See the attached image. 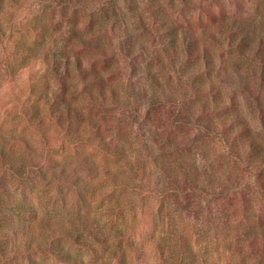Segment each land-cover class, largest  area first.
Here are the masks:
<instances>
[{
  "label": "clouds",
  "instance_id": "obj_1",
  "mask_svg": "<svg viewBox=\"0 0 264 264\" xmlns=\"http://www.w3.org/2000/svg\"><path fill=\"white\" fill-rule=\"evenodd\" d=\"M210 3L193 0L186 21L179 19L184 7L179 0L169 9L199 42L196 58L182 46L177 56L161 49L143 3L130 12L127 0L115 5L109 0H5L4 30L11 26L13 37L0 45V192L6 191L13 205L27 196L34 218L19 225L14 236L8 233L0 264H28V256L35 264H120L122 255L125 264H180L184 243L196 264H264V228L245 236V217L264 213V184L256 179L264 170V155L254 157L252 149L253 143L264 144L257 100H264V58L257 56L264 42V0L247 6L256 36L243 70L230 80L219 74L228 33L220 23H210L207 13L219 14ZM110 7L136 37L131 52L121 48L124 34L113 29L115 17L85 31ZM74 12L81 24L80 39L68 47V104L78 117L69 130L58 124L59 113L53 114L63 87L49 54L56 41L67 38ZM141 17L147 32L138 27ZM236 17L232 6L227 23ZM97 40L99 49L90 47ZM77 54L85 72L96 66L102 87H92V77L76 70ZM106 58L112 61L107 70ZM42 80L49 84L44 97L33 93ZM37 109L39 119L30 122ZM169 133L175 137L171 145L165 143ZM116 145L125 148L119 162L112 153ZM162 156L174 162L163 167ZM49 157L59 167L51 168ZM185 165L199 174L196 186L185 182ZM220 208L225 215L217 220ZM83 221L107 242V251L84 231Z\"/></svg>",
  "mask_w": 264,
  "mask_h": 264
},
{
  "label": "trees",
  "instance_id": "obj_2",
  "mask_svg": "<svg viewBox=\"0 0 264 264\" xmlns=\"http://www.w3.org/2000/svg\"><path fill=\"white\" fill-rule=\"evenodd\" d=\"M15 2L16 4L20 0H11ZM137 0H127L128 6L133 5V2H136ZM159 4L156 9H160V1L158 0H152ZM2 2H5V0H0V4ZM57 3H71L72 0H55ZM79 2V0H77ZM116 0H109L110 5H115ZM151 3V2H150ZM135 4V3H134ZM3 6V4H2ZM154 9V7L151 5V9ZM110 13V15H109ZM209 19L212 20L214 24L220 23L224 30L228 33V51L239 55L234 56L230 61H227L222 57V66L220 68V73L224 76L226 80H230L231 76L235 73L238 74L243 70L244 67V59L246 53L251 49V46L255 40L254 34L251 32V24L249 20L243 19L242 17H236L232 20V22L229 24L227 23L229 20V15H225L221 13L220 15H215L213 12H208ZM62 15H66V9L62 10ZM155 16V15H154ZM111 17L116 18V23L113 24V29L116 27H119L121 31L124 34V39L121 40V48L122 50H126L128 52H131V50L134 48L136 43V37L135 35L128 29L127 27V21L125 19H122L120 16L117 15L116 10L114 7H110L105 11V16L103 18H96L93 17L89 24L86 26L85 31H91L96 27H103L104 24L107 22V20ZM144 21V20H142ZM68 23L71 25V28L69 29V34L67 38H61L60 40L56 41L54 43V48L50 51L49 54V60L54 66L55 74L60 79L62 87H63V94L57 98L55 103L52 106L53 114L59 113V119L58 124H60L62 127L64 125H67L68 129L71 130L74 125H76L78 114L74 113L71 106L68 104V93L71 88V79H72V63L71 58L69 55L68 47L74 40L80 39V24H81V18L79 16L78 12H74L73 17L68 21ZM143 29H146L145 31H148L147 26L143 23ZM157 28L158 34L161 33L162 40L167 38L169 40V49H166L165 52L169 55L177 56L179 55L181 46L183 47V51L185 54L189 57H196L199 58L201 55L200 51V45L197 40L194 39L191 32L184 31L183 25L179 24L177 21H175L172 17L168 16L165 18L163 16L162 22L159 24L154 25ZM62 27V23L60 25H57V30ZM46 32V29H45ZM0 33L4 34V24L0 23ZM210 39L213 40V42L219 44L220 42L216 39L214 35H210ZM101 46V42L99 40L93 42L90 47H93L94 49H99ZM166 45H163V47ZM257 56L264 58V42H262V45L260 49L257 51ZM204 57L207 59V52L205 50ZM237 58V59H236ZM111 59L106 58L104 61V69L107 70L111 66ZM231 66V67H230ZM76 70L80 72L81 76L85 79L88 77H92V87H102L103 81L99 79V73L96 71V66H93V69L91 72H85L83 69L79 54H77V60H76ZM229 68L233 69L235 72L230 73ZM61 69H63V73L61 74ZM261 82L262 86H264V72L261 73ZM46 89L45 91L42 90L41 96H46L47 93ZM258 101H261L260 107H261V113L264 115V100L261 99V97H257ZM39 118V116H38ZM38 120V119H37ZM33 121V120H32ZM43 122H40V125L42 126ZM175 142V137L173 133H169L167 137L165 138V143L171 145ZM63 147V146H62ZM253 149V156L259 157L261 155H264L260 145L253 143L252 144ZM144 150L151 155V149L147 143L144 145ZM125 152V148L123 145H116L112 149L113 156L119 162L120 159L123 158ZM158 162L163 167H168L170 163H173L174 161H171L169 157L162 156L158 158ZM48 164L51 168L59 167L58 163L53 161L51 157H49ZM188 168V172L185 174V182L187 184L196 186L197 182L200 180V176L197 172H194L192 170L191 165H185ZM95 171V169H91L89 171L90 175ZM63 175V170L61 172ZM41 177L46 179L47 177L44 176L43 169H41ZM256 179L261 184H264V170L260 171L257 174ZM76 183H79V180L76 181ZM3 187V183L0 181V188ZM0 238L2 239L0 241V253L4 251V249L7 247L8 243L10 242L11 237H9L8 233L12 232V235L14 236L16 234V231L19 230V225H24L29 223L30 219L34 218L32 216L31 208L29 206L28 199L24 197L25 199L21 201L18 204L13 205L12 200H10L8 203L6 199L7 192H0ZM191 193L186 196V199H190ZM7 197V198H6ZM10 197V196H9ZM81 200L84 201V196L81 195ZM229 206H231V202H229ZM210 216L208 219V223L211 224L212 218H211V209L209 208ZM225 215V210L223 208L218 209V215L216 216V219L219 220L221 216ZM248 221V227L245 231V236H250L255 234V230L257 226L254 224H251L248 220V218H245ZM82 226L84 228V231L88 233V235L94 239L97 243H103L105 245L104 251H107V242L102 241L100 234L96 231L93 225L89 224L87 221L82 222ZM226 226V225H225ZM217 228H219V225H217ZM83 238V233L76 236V243H80ZM181 240L183 238L181 237ZM53 250L57 249L56 244H53L52 246ZM28 264H35V261L31 256L27 257ZM120 264H125V258L122 255ZM180 264H196V258L194 254L191 252L190 247L187 245V243H184L182 250H181V261ZM206 264V262H205Z\"/></svg>",
  "mask_w": 264,
  "mask_h": 264
},
{
  "label": "rangeland",
  "instance_id": "obj_3",
  "mask_svg": "<svg viewBox=\"0 0 264 264\" xmlns=\"http://www.w3.org/2000/svg\"><path fill=\"white\" fill-rule=\"evenodd\" d=\"M159 1H160V5H161L160 7L161 8L158 9V10L156 9V7H158L159 4H157L156 2H154L152 0H137L136 2H133L134 6L131 7V5H129V11L130 12H136V10L138 9V7H139V5L141 3L146 5V10L149 13V17H150L151 24H152V30L155 33L154 39H155L156 42H158L160 44L161 49L165 52L166 49L170 48L169 40H167V38L162 40V38H161L162 34L161 33L158 34L157 28L154 25L159 24L160 22H162L163 16H165V18H167L168 16L172 17V14L169 12V9L172 8L176 4L177 0H158L157 2L159 3ZM8 2L16 4L15 2H13L11 0H8ZM27 2H28V0H20V1H18L17 4L27 3ZM179 2L184 5V7L179 10V14H180L179 15V19H183V20L186 21L187 20V15H188V13L190 11L189 5H191L193 3V0H179ZM250 2H251V0H211V3L209 5V7L211 8L212 6H216V7L219 8V14L218 15L223 13L225 15H229L228 17H230L231 7L235 6V8L237 10V17H242L243 19L249 20L247 18V10H248L247 6H248V4ZM4 3L5 2H2L0 4V23H2V24H4V19H3L4 7L2 6V4H4ZM151 5L154 7V9L153 8L151 9ZM207 15L209 17V14H207ZM215 15H217V14H215ZM179 19L175 20V21H177L179 24H181L179 22ZM142 20H143V17L140 18V23H139V26H138L140 28H142L144 26L143 25L144 21H142ZM209 21H210L211 24H214L212 22V20L209 19ZM249 22L251 24V32H252V34L256 35V28H255L254 24L252 23L251 20H249ZM201 23H203V19H201ZM144 30H146V29H144ZM17 31H18V29H17ZM6 37L9 40H11L12 37H13V31H12L11 26H10V30H9L8 33H4V34L0 33V45L3 44V41H4V39ZM163 45H166V46L163 47ZM20 46H22V40H21L20 43H18V47H20ZM234 56H237V58H238L239 55L233 54V53L228 51L227 57L226 58L224 57V59L226 60V62L227 61L231 62V59H235V58H233ZM229 71H230V73H234L235 72L231 68H229ZM48 87H49L48 82L46 80H42V81L38 82L33 87V93L37 94L40 97H42L41 96L42 94H41L40 91H42V90L45 91L46 89H48ZM38 116H39L38 109L34 110L32 116L30 118V122H32V120L34 121V120L39 119ZM259 145H260V148H261V150H262V152L264 154V144H259ZM1 183H3V181H1ZM7 197H8V199H6V201L8 203L10 200H12V198L9 197L8 195H7ZM24 197H26V199H28L27 196H24ZM24 199L25 198H23V200ZM65 204H66V202H65ZM245 218H248V220L250 222H252L251 224H254L255 226H257L259 228H264V213H262L261 215L255 217V218H250V217H247V216ZM1 240L2 239L0 238V241Z\"/></svg>",
  "mask_w": 264,
  "mask_h": 264
}]
</instances>
